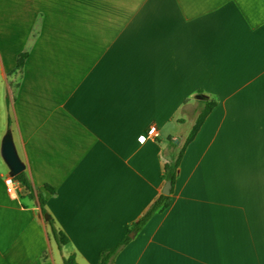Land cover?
<instances>
[{
  "label": "crops",
  "instance_id": "0c3cea01",
  "mask_svg": "<svg viewBox=\"0 0 264 264\" xmlns=\"http://www.w3.org/2000/svg\"><path fill=\"white\" fill-rule=\"evenodd\" d=\"M6 134L31 190L0 154V264H97L125 236L112 264H264V0H0Z\"/></svg>",
  "mask_w": 264,
  "mask_h": 264
},
{
  "label": "trees",
  "instance_id": "16d2710c",
  "mask_svg": "<svg viewBox=\"0 0 264 264\" xmlns=\"http://www.w3.org/2000/svg\"><path fill=\"white\" fill-rule=\"evenodd\" d=\"M24 59V55H20L17 59L16 63V68L19 69L22 66ZM199 92V91H198ZM200 103L198 113L194 119V123L189 131V134L187 137L184 139V141L179 144L177 147V151H175L170 158L164 160L163 163V174L162 177L164 181L170 180L171 186L174 184L175 178H176V173L178 169V165L181 159V156L183 154V151L188 144V142L193 138L195 135L196 131L198 130L199 126L203 122L204 118L208 114V112L211 110V108L214 106L216 103L215 100H212V98L208 99H202L201 98L198 100ZM15 180L18 181L20 184H22L25 188L31 190V186L29 182L27 181L26 177L24 176L23 172L18 173L17 175L14 176ZM50 190L52 188L50 187ZM170 193L169 194H163L160 193L149 205V207L146 209V211L140 216L138 221L134 223V227L136 229L140 228L145 222L157 211H160L164 208H166L170 202ZM40 203L43 205L44 204V199L41 195H39ZM48 222L50 224V228L52 231V234L54 236V239L58 245L59 248L63 244H65L68 240L66 235L59 231L52 222V219L49 218ZM129 240L128 236H125L124 239L119 242L118 244L102 249L99 253V258L97 264H112V261L118 252V250ZM63 264H77L75 260L74 254H70L68 256H64L62 259Z\"/></svg>",
  "mask_w": 264,
  "mask_h": 264
},
{
  "label": "water",
  "instance_id": "95a60500",
  "mask_svg": "<svg viewBox=\"0 0 264 264\" xmlns=\"http://www.w3.org/2000/svg\"><path fill=\"white\" fill-rule=\"evenodd\" d=\"M197 97L207 98L206 95H198ZM0 154H1L3 161L7 165L9 174L11 176H15L24 170L25 164L20 159L15 149L12 138L9 134L4 135V137L2 138L1 146H0ZM170 189H171V182L170 180H167L162 186V193L169 194ZM132 235H133V232L131 231L129 233V236L132 237Z\"/></svg>",
  "mask_w": 264,
  "mask_h": 264
},
{
  "label": "built area",
  "instance_id": "2783aa9c",
  "mask_svg": "<svg viewBox=\"0 0 264 264\" xmlns=\"http://www.w3.org/2000/svg\"><path fill=\"white\" fill-rule=\"evenodd\" d=\"M147 133L149 135L156 134V127L154 125H151L148 128ZM4 184H5V189H6V191L8 193H14L16 188H17L18 182L15 180L14 176H11L10 174H7L4 177Z\"/></svg>",
  "mask_w": 264,
  "mask_h": 264
},
{
  "label": "rangeland",
  "instance_id": "374dc122",
  "mask_svg": "<svg viewBox=\"0 0 264 264\" xmlns=\"http://www.w3.org/2000/svg\"><path fill=\"white\" fill-rule=\"evenodd\" d=\"M212 100H215L214 97H211ZM194 114H195V111L194 112H191V117L190 118H187V121L184 123V125L182 126V132H181V137H180V143L181 144L184 139L187 137V135L189 134V131L194 123Z\"/></svg>",
  "mask_w": 264,
  "mask_h": 264
}]
</instances>
